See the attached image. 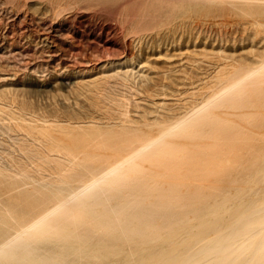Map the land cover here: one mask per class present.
Here are the masks:
<instances>
[{
  "label": "bare ground",
  "instance_id": "bare-ground-1",
  "mask_svg": "<svg viewBox=\"0 0 264 264\" xmlns=\"http://www.w3.org/2000/svg\"><path fill=\"white\" fill-rule=\"evenodd\" d=\"M203 1L255 42L187 106L112 95L146 82L126 66L75 106L0 93V264H264V0Z\"/></svg>",
  "mask_w": 264,
  "mask_h": 264
},
{
  "label": "rangeland",
  "instance_id": "rangeland-1",
  "mask_svg": "<svg viewBox=\"0 0 264 264\" xmlns=\"http://www.w3.org/2000/svg\"><path fill=\"white\" fill-rule=\"evenodd\" d=\"M168 1L86 0L58 12L47 0H0V93L26 99L39 112L75 106L84 101L80 83L126 66L141 70L146 82L113 85L112 95L128 93L144 106H187L190 93L193 100L205 92L222 59L248 52L255 36L244 19L214 4Z\"/></svg>",
  "mask_w": 264,
  "mask_h": 264
}]
</instances>
